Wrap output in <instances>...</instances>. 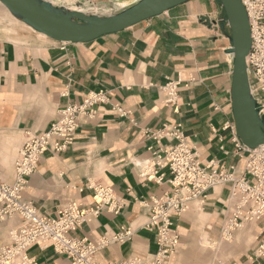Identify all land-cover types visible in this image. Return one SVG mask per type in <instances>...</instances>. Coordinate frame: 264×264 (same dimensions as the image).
Returning <instances> with one entry per match:
<instances>
[{
  "label": "crops",
  "instance_id": "0c3cea01",
  "mask_svg": "<svg viewBox=\"0 0 264 264\" xmlns=\"http://www.w3.org/2000/svg\"><path fill=\"white\" fill-rule=\"evenodd\" d=\"M52 1L70 8L82 2L108 13L138 0ZM35 34L28 43L0 38V180L12 182L25 141L47 131L60 109L81 104L88 93L106 91L108 99L97 106L96 117L80 119L73 145L43 156L24 197L54 216L70 202L90 205L94 193L89 185L109 186L124 199L123 211L103 213L75 236L96 241L122 227L132 230L131 241L114 243L98 254L99 264L153 255L156 235L146 227L149 209L143 202L172 192L170 175L168 168H155L165 180L148 181L139 165L151 157L149 148L165 150L177 142L163 139L159 145L152 134L180 125L203 165L229 169L243 164L233 143V57L224 11L216 0H190L86 44H63ZM172 81L179 83L176 106L165 104L163 92ZM229 193V186H218L203 203L191 202L173 219L181 244L168 264H252L249 244L262 226L249 223L232 242L224 241L221 228L231 211ZM21 222L13 216L0 223V251ZM29 256L38 264H69L52 246L32 245Z\"/></svg>",
  "mask_w": 264,
  "mask_h": 264
},
{
  "label": "built area",
  "instance_id": "2783aa9c",
  "mask_svg": "<svg viewBox=\"0 0 264 264\" xmlns=\"http://www.w3.org/2000/svg\"><path fill=\"white\" fill-rule=\"evenodd\" d=\"M241 1L250 20L253 41L247 57L250 84L258 109L264 115V0ZM178 86L179 83L172 81L163 87L166 105L176 106ZM107 99L106 91H98L86 94L81 104L68 103L57 112L47 131L29 136L25 141L14 163L12 182L0 180V223L13 216L22 220L20 227L10 233L11 241L0 251V264H38L29 256V249L35 244L52 246L57 254L68 259L69 264H99L96 258L101 251L114 243L132 240V230L124 227L113 236H103L96 241L75 236L83 225L103 213L119 215L123 211L124 199L109 186L89 185L88 189L94 193L90 205L70 202L58 207L54 216L40 212L24 197L29 179L43 156L48 152L61 153L73 145L80 119L96 117L97 106L106 103ZM232 130L233 143L243 164L231 165L229 169L217 168L212 163L203 165L180 125L164 126L152 134L159 145L163 139L177 142L165 150L149 148L151 157L139 165L141 177L159 184L165 177L158 175L155 168L169 169L167 183L172 192L143 202L149 209L146 227L155 232L157 249L145 258L132 256L109 264H168L181 244L180 230L173 219L185 213L191 202L203 203L211 190L222 185L230 187L228 201L231 206L221 228L222 237H233L246 224H260L262 229L255 239L250 260L252 264H264V147L245 148L237 137L236 127Z\"/></svg>",
  "mask_w": 264,
  "mask_h": 264
},
{
  "label": "water",
  "instance_id": "95a60500",
  "mask_svg": "<svg viewBox=\"0 0 264 264\" xmlns=\"http://www.w3.org/2000/svg\"><path fill=\"white\" fill-rule=\"evenodd\" d=\"M189 1L138 0L108 13H100L82 2L77 3V8L52 0H0V3L15 19L55 42L86 44L163 15ZM216 1L231 30V102L236 134L245 148L256 150L264 147V115L258 109L248 74L247 57L253 43L250 20L241 0Z\"/></svg>",
  "mask_w": 264,
  "mask_h": 264
},
{
  "label": "rangeland",
  "instance_id": "374dc122",
  "mask_svg": "<svg viewBox=\"0 0 264 264\" xmlns=\"http://www.w3.org/2000/svg\"><path fill=\"white\" fill-rule=\"evenodd\" d=\"M6 28H10L11 30L6 31ZM33 35H36L35 32L27 29L23 24L14 21L6 13L4 8L0 5V38L1 39L19 42V43H28L29 41H32ZM248 226H249L248 224L244 225V227L240 229L239 232L241 230H244ZM254 244L255 241L253 239L249 244L250 245L249 249L253 248Z\"/></svg>",
  "mask_w": 264,
  "mask_h": 264
},
{
  "label": "bare ground",
  "instance_id": "6f19581e",
  "mask_svg": "<svg viewBox=\"0 0 264 264\" xmlns=\"http://www.w3.org/2000/svg\"><path fill=\"white\" fill-rule=\"evenodd\" d=\"M1 4V3H0ZM5 8V7H4ZM6 9V8H5ZM7 10V9H6ZM8 11V10H7ZM6 11V12H7ZM9 12V11H8ZM10 14V13H9ZM11 15V14H10ZM12 16V15H11ZM13 17V16H12ZM14 18V17H13ZM15 19V18H14ZM17 20V19H16ZM18 21V20H17ZM18 22H20V21H18ZM20 23H22V22H20ZM22 24H24V23H22ZM25 25V24H24ZM25 26H27V25H25ZM28 27V26H27ZM30 28V27H29ZM13 29V28H12ZM30 29H32V28H30ZM7 30H9V29H7ZM33 30V29H32ZM42 35V34H41ZM44 36V35H43ZM224 241H228V242H232L233 241V237L231 236V237H228V236H226L224 239H223Z\"/></svg>",
  "mask_w": 264,
  "mask_h": 264
}]
</instances>
